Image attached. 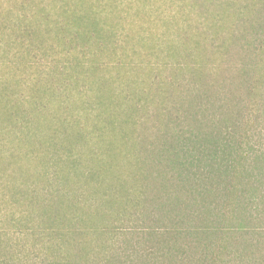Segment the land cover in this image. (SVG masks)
Returning a JSON list of instances; mask_svg holds the SVG:
<instances>
[{"label":"trees","instance_id":"obj_1","mask_svg":"<svg viewBox=\"0 0 264 264\" xmlns=\"http://www.w3.org/2000/svg\"><path fill=\"white\" fill-rule=\"evenodd\" d=\"M14 1L0 264H264V0Z\"/></svg>","mask_w":264,"mask_h":264},{"label":"rangeland","instance_id":"obj_2","mask_svg":"<svg viewBox=\"0 0 264 264\" xmlns=\"http://www.w3.org/2000/svg\"><path fill=\"white\" fill-rule=\"evenodd\" d=\"M3 1V0H1ZM151 8L148 7V11H147V15L150 16H154L155 15V11L160 15L163 14L161 17L164 20H167L168 22H174V15L177 13V11L179 10V8L177 7H188L191 3H193V1L191 2V0H154L153 2H151ZM5 5V8H11L13 11H16V6H15V1L14 0H9L8 4L3 3ZM161 17H158L159 19V23H158V27L157 29L154 30V35L155 36H163L162 32V25L160 23L161 22ZM180 16L177 15L175 17V20H179ZM158 19L156 18L155 21H158ZM191 23L194 24L197 22V17L196 15H191ZM138 21V20H136ZM165 29H163L164 31Z\"/></svg>","mask_w":264,"mask_h":264}]
</instances>
